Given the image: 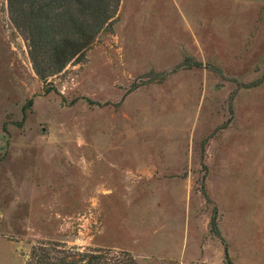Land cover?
Returning a JSON list of instances; mask_svg holds the SVG:
<instances>
[{
    "label": "rangeland",
    "instance_id": "rangeland-1",
    "mask_svg": "<svg viewBox=\"0 0 264 264\" xmlns=\"http://www.w3.org/2000/svg\"><path fill=\"white\" fill-rule=\"evenodd\" d=\"M14 21L0 0V264H264V0H119L45 80Z\"/></svg>",
    "mask_w": 264,
    "mask_h": 264
},
{
    "label": "trees",
    "instance_id": "trees-1",
    "mask_svg": "<svg viewBox=\"0 0 264 264\" xmlns=\"http://www.w3.org/2000/svg\"><path fill=\"white\" fill-rule=\"evenodd\" d=\"M118 2L119 0H9L11 13L15 16L14 23L18 28H24L22 33L31 47L30 54L36 75L45 80L61 71L79 54L83 45L91 44L93 37L113 17ZM111 7H114L113 12ZM29 263L136 264L127 253L96 250L91 253L61 251L55 254L45 247H33Z\"/></svg>",
    "mask_w": 264,
    "mask_h": 264
}]
</instances>
